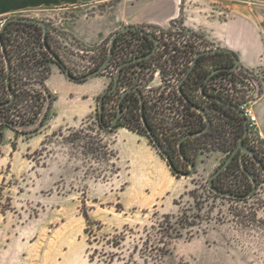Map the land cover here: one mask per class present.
Segmentation results:
<instances>
[{
    "label": "rangeland",
    "instance_id": "rangeland-1",
    "mask_svg": "<svg viewBox=\"0 0 264 264\" xmlns=\"http://www.w3.org/2000/svg\"><path fill=\"white\" fill-rule=\"evenodd\" d=\"M74 14L17 13L0 16V27L11 16L44 21L53 49L78 76L106 56L109 40L98 48L82 46L62 29ZM254 20L260 24L259 16ZM5 37L12 62L21 64L18 87L36 96L0 111L10 123V138L0 142V264H264V172L249 156L247 169L255 174L257 189L244 200L208 188L210 175L238 141L232 123H220L219 147L197 140L203 149L192 176L176 175L139 123L101 125L97 98L108 83L103 72L82 83L67 78L71 100L58 105L44 80L53 67L62 70L44 53L39 32L12 24ZM5 72L0 47V95L8 97ZM236 73L237 101L251 98L248 106L257 117L264 68L239 63ZM40 102L36 114L34 104ZM48 123L62 124L37 142ZM246 145L264 163V123L258 117ZM13 151L14 165L1 164ZM216 182L241 194L251 188L235 168Z\"/></svg>",
    "mask_w": 264,
    "mask_h": 264
},
{
    "label": "flooded vegetation",
    "instance_id": "flooded-vegetation-1",
    "mask_svg": "<svg viewBox=\"0 0 264 264\" xmlns=\"http://www.w3.org/2000/svg\"><path fill=\"white\" fill-rule=\"evenodd\" d=\"M135 25L153 37L139 29H128L116 36L112 57L102 70L108 78L105 89L112 86L121 63L136 60L122 67L117 87L104 94L101 125L107 128L121 107L114 127L119 126L131 108L134 116L140 119L130 118L131 121L127 122L142 123L141 127L146 132L142 122L143 112L173 168L187 173L190 162L196 168V157L203 149L197 140L205 139L203 144L216 147L217 133L212 141L206 136L208 129L215 128L218 123H236L231 115L222 114L221 105H226L215 99L235 104L230 95H221V90L226 88L227 74L229 85L233 83L237 68H232L234 58L223 55L225 59L222 60V51L217 50L220 46L182 24L165 27ZM129 89H136L140 94ZM175 119L176 122L173 121ZM185 135L188 136L181 141ZM239 154L238 151L234 157H239ZM245 157L248 163L249 155L245 154Z\"/></svg>",
    "mask_w": 264,
    "mask_h": 264
},
{
    "label": "crops",
    "instance_id": "crops-1",
    "mask_svg": "<svg viewBox=\"0 0 264 264\" xmlns=\"http://www.w3.org/2000/svg\"><path fill=\"white\" fill-rule=\"evenodd\" d=\"M237 1L246 5L242 7ZM102 4L106 6L100 10L85 12V7ZM258 4L263 7L253 6ZM67 10H75V14L66 18L62 29L85 48H98L125 24L165 27L178 22L201 33L205 40L235 52L243 66L262 65L264 68V0H0V16L25 12L65 15ZM222 12L226 14L223 19ZM257 16L260 24L254 20ZM67 80L64 73L54 67L44 80L48 90L56 92L54 102L58 105L71 100ZM88 103L90 110L91 102ZM255 112L258 121L264 123V99L256 103ZM61 124L48 123L36 136L37 142H42L50 130ZM2 133L3 141L10 138L8 127H4ZM14 160L13 151L9 158L3 156L1 164L9 162L12 167Z\"/></svg>",
    "mask_w": 264,
    "mask_h": 264
},
{
    "label": "water",
    "instance_id": "water-1",
    "mask_svg": "<svg viewBox=\"0 0 264 264\" xmlns=\"http://www.w3.org/2000/svg\"><path fill=\"white\" fill-rule=\"evenodd\" d=\"M10 21H20V22H26V23H29L30 22V23H34V24H37V25L41 26L42 31H43L42 42H43V48H44V50L49 54V56L54 61V63L60 69H62V72L64 73V75L69 80L74 81V82H77V83L85 82L86 80H88L90 78H93V77L97 76L100 72H102V70L106 67V65L109 63V61H110V59L112 57V54H113V46H114V43H115V39H116V36L120 32L126 31L128 29H139L143 33H145L146 35L153 37L150 33L142 30L140 27H138L135 24H126V25H124L123 27H121L120 29H118L117 31H115L113 33V35L111 36L110 41H109L108 53H107V56L102 61V63L96 69H93V70H91V71H89V72H87V73H85L83 75H78L77 76V75H74V74L71 73L69 67L62 61V59L60 58V56L46 42V36H47V30H48V28H47V25L44 23V21H42L40 19H36V18H31V17L11 16V17L6 18L3 21V23L1 24L0 33L4 29L5 25L8 22H10ZM0 46H1V52L3 54V58H4V61H5V70H6V80H5V82H6V88H7L8 92L10 93L9 99L7 101H5V102H1L0 103V107H3V106H6V105L12 103V101H13V99L15 97V93L12 91L11 84H10V73H11L10 60H9V58L7 56V53L5 51L4 44L2 42H0ZM214 50H216V49H213L212 51H214ZM217 50L222 51V52H226V53H232L233 58H234V64H233L232 68L238 67L239 58L236 55V53L232 52L230 49L225 48V47H218ZM135 60L136 59H133V60H130V61H126V62L121 63L118 66L117 71L115 73L112 86L110 88H107V89H104V90L101 91L100 95L97 98V108H98V114H99L100 118H101L102 111H103L104 94L106 92L113 91L117 87L118 80H119V77H120V72H121L122 67L125 64H128L130 62H133ZM129 90L137 91L138 94H140V92L138 90H136V89H129ZM215 99L218 100V101H220L222 104H225L226 106L235 109L238 112V114L242 116L243 121H244L245 131H244L243 135L239 138L238 143L234 147V149L229 153V155L219 165V167L210 175V177L208 179V188L211 191H213L214 193H216V194H218L220 196L233 197V198H236V199H246L248 197H251L254 194V192L256 191V189H257V179H256L255 174L252 171L248 170L245 167V165H244V155L245 154L249 155L252 158V160L261 168V170L263 172H264V163L258 158V156L256 154V151L253 148L245 145V143H244V138L248 134L249 125L247 123V118L243 115L242 111L235 104L226 103L225 101H223L222 99H219V98H215ZM196 108H198L200 111H202V109H200L199 107L196 106ZM120 113H121V107H119V111H118L116 117L112 120V122L109 125L106 126L108 129H111L112 127H114V126L117 125V120H118V118L120 116ZM100 122L102 123V120H100ZM142 122H143V125H144V127L146 129L147 135H148L149 139L151 140L152 144L154 145V147L156 148V150L158 151V153L160 154V156L164 160L167 161V163H168L169 167L172 169V171L176 175H181V176H185V177L192 176L195 173L194 163L193 162H190L189 163L190 164V170L187 173H182L180 171L175 170L173 168L171 162H170V158H169L168 154L166 153V151L164 150L163 146L158 141V139H157L156 135L153 133L152 129L148 126L147 121H146V118H145L143 112H142ZM207 124H209V123H207ZM206 128H207V126L205 127V129ZM194 134H196V133H194ZM187 136L188 135L183 136L181 138V141L184 138H186ZM2 140H3V133L0 130V142ZM238 151L240 152L239 158H240L241 168L244 171V173H246V175L249 177V179L251 181V185H252L251 186V189L249 191H247L246 193H243V194H238V193L231 192V191H228V190H222V189H219V188H217L216 186L213 185L214 178L217 177L219 175V173L222 172L228 166V164L230 163V161L233 159L234 155Z\"/></svg>",
    "mask_w": 264,
    "mask_h": 264
},
{
    "label": "trees",
    "instance_id": "trees-1",
    "mask_svg": "<svg viewBox=\"0 0 264 264\" xmlns=\"http://www.w3.org/2000/svg\"><path fill=\"white\" fill-rule=\"evenodd\" d=\"M12 24H16V25H20V26H24V27H30V28H33V29H35L36 31H38L39 32V34L41 35V47H43V42H42V37H43V31H42V28H41V26H39V25H37V24H34V23H26V22H20V21H10V22H8L6 25H5V27H4V29L2 30V32L0 33V42H2L3 44H4V47H5V51H6V53H7V56H8V58H9V60H10V64H11V73H10V84H11V89H12V91L15 93V97H14V99H13V101H12V103H10V104H8L7 106H3V107H0V111H3V110H7V109H10V107H13L16 103H18V102H22L23 103V101H25L26 103L28 102V100H30V99H32L33 98V96H35V95H32L31 93H29L28 91H26L25 89H23V88H19L18 87V78L19 77H21V74L19 73V72H21V69L19 68L20 66H21V64H19V66L17 65V66H15L14 65V63L12 62V55H11V53H10V47H9V37H8V47H7V39H6V37H5V30L7 29V27L9 28V25H12ZM46 42L50 45V47L53 49V46H52V44H51V41H50V34H49V30H47V36H46ZM1 47V46H0ZM54 50V49H53ZM55 51V50H54ZM56 52V51H55ZM233 52V51H232ZM44 53L50 58V61H52V62H54L52 59H51V57L49 56V54L44 50ZM57 53V52H56ZM235 53V52H234ZM58 54V53H57ZM221 54H222V60L223 59H225L224 57H223V55H227V56H229V55H231L232 57H233V55H232V53H223V52H221ZM61 58V57H60ZM104 58L105 57H102L99 61H97V63L94 65V67H92V69L91 70H93V69H96L101 63H102V61L104 60ZM63 61V60H62ZM22 68V67H21ZM62 70V69H61ZM48 71V68H46V72ZM47 76H44V79L46 78ZM5 80H6V72H5ZM5 86H6V82H5ZM7 89V88H6ZM7 94H8V97H3V100L2 101H0V103L1 102H5V101H7L8 99H9V97H10V93L8 92V90H7ZM37 98V97H36ZM123 107H124V104L122 105ZM47 111V110H46ZM221 111H222V114H225V115H228V116H230L231 115V117L236 121V123H232L233 125H234V127H235V130H236V135L234 136L235 138H237L238 140H239V138L243 135V133H244V131H245V128H244V123H243V121H242V119H241V115H239L237 112H235L234 110H232L230 107H226V106H224V105H221ZM98 118H99V122H100V120H102V118H103V114L101 115V118H100V116H99V114H98ZM130 118H134V119H140V117H135L134 116V113L132 112V109L131 108H129V110H128V116L127 117H124V120L123 121H120V123L118 124V125H126V123H128L127 121H131V119ZM101 123V122H100ZM10 123H0V130L2 131L3 130V128L4 127H10V125H9ZM140 125L142 124V123H139ZM126 126H128V125H126ZM220 130V123H218L217 125H216V127L215 128H213V127H210L209 129H208V131L206 132V136H207V138L209 137V139H211L212 141H213V139H214V137H215V134L217 133V138H218V145H217V147H219L220 145V143H219V140H220V137H219V131ZM247 138V137H246ZM231 141V140H230ZM237 143H238V141L235 143V146L237 145ZM234 146V147H235ZM12 147H14L13 145H12ZM234 148H232L231 149V151L233 150ZM230 151V152H231ZM256 154H257V151H256ZM258 156V155H257ZM246 160H247V158L245 157L244 158V165H245V167L246 168H248V165H247V162H246ZM261 160V159H260ZM262 161V160H261ZM263 162V161H262ZM231 168H235V169H237V170H239V171H241V173H243V175H245V177H247V178H249L247 175H246V173H244V171L242 170V168H241V163H240V158L239 157H233V159L230 161V163L228 164V166L222 171V172H220L219 173V175L217 176V177H215L214 178V182H213V185L214 186H216L217 188H219V189H222V190H227V189H223L222 188V186H220V185H218L217 184V179L219 178V176L223 173V172H225V171H227V170H229V169H231ZM252 186V185H251ZM251 189V188H250ZM249 189V190H250ZM228 191H231V192H235V191H232V190H228ZM213 192V191H212ZM214 193V192H213ZM235 193H238V192H235ZM216 194V193H215ZM238 194H241V193H238ZM216 195H218V194H216ZM218 196H220V195H218ZM222 197H224V196H222ZM228 198H233V197H228ZM234 199H236V198H234ZM238 200H244V199H238ZM84 217L87 219V220H89L88 219V216L86 215V214H84ZM160 226L161 227H163V224L161 225L160 224ZM123 239V237H121V238H119V240H122ZM119 245V243H117V244H115L114 246H118ZM90 260H91V257H90Z\"/></svg>",
    "mask_w": 264,
    "mask_h": 264
},
{
    "label": "built area",
    "instance_id": "built-area-1",
    "mask_svg": "<svg viewBox=\"0 0 264 264\" xmlns=\"http://www.w3.org/2000/svg\"><path fill=\"white\" fill-rule=\"evenodd\" d=\"M236 69L234 71V74H233V83L232 85L230 86L229 85V75L227 74L226 76V88L225 89H222L221 90V95H230L231 98H232V101L235 103V105L242 111L243 115L247 118V123L249 125V127H252L253 125H255L257 123V117L256 115L252 112V106H248V104L250 102H252L253 100L250 98V99H246L242 102H238L237 101V98L235 96V90H236ZM249 78H247L248 80ZM34 92V91H32ZM35 96H36V93L34 92ZM38 97V96H37ZM3 100V95H0V101ZM30 101H32V99H30ZM7 106V105H6ZM33 106V105H32ZM12 107H10L11 109ZM34 108L36 109V111H34V113H38L39 114V111L37 110H41V102L40 103H35L34 104ZM8 110V109H7ZM25 111V109H24ZM43 114H45V111L43 112ZM7 119V118H6ZM5 117L2 116V114H0V123H8V119L6 120ZM177 119L173 120L174 122H176Z\"/></svg>",
    "mask_w": 264,
    "mask_h": 264
}]
</instances>
